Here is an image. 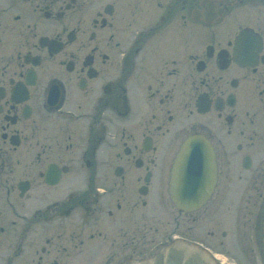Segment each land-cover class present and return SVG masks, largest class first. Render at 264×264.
<instances>
[{"label": "flooded vegetation", "instance_id": "1", "mask_svg": "<svg viewBox=\"0 0 264 264\" xmlns=\"http://www.w3.org/2000/svg\"><path fill=\"white\" fill-rule=\"evenodd\" d=\"M193 134L216 183L184 211ZM263 215L264 0H0V264H249Z\"/></svg>", "mask_w": 264, "mask_h": 264}, {"label": "water", "instance_id": "2", "mask_svg": "<svg viewBox=\"0 0 264 264\" xmlns=\"http://www.w3.org/2000/svg\"><path fill=\"white\" fill-rule=\"evenodd\" d=\"M199 148L200 153L197 151ZM174 162L171 178L172 198L182 209H195L206 201L215 183L214 154L206 140L193 135L186 139ZM210 262L201 251L172 244L164 252L159 253L154 263L211 264Z\"/></svg>", "mask_w": 264, "mask_h": 264}, {"label": "rangeland", "instance_id": "3", "mask_svg": "<svg viewBox=\"0 0 264 264\" xmlns=\"http://www.w3.org/2000/svg\"><path fill=\"white\" fill-rule=\"evenodd\" d=\"M228 210V209H227ZM253 246L256 248V250H255V254H256V258H258L254 263H252L251 261H249V260H247L248 262H249V264H264V262H263V257H262V249L260 250V248H258V244H257V242H256V240L254 239L253 241ZM257 244H255V243ZM151 246H153V245H151V244H149L148 245V250H150V248H151ZM229 249H231V257L233 258V259H235L236 261L239 259V258H243L242 256H239V251H237V249H234V248H232V246H228L227 247V245H226V247H221V251L222 252H224L225 253V251H227V250H229ZM244 259H245V257H244ZM241 260V259H240ZM241 263V261H239V264ZM246 263V262H245Z\"/></svg>", "mask_w": 264, "mask_h": 264}]
</instances>
